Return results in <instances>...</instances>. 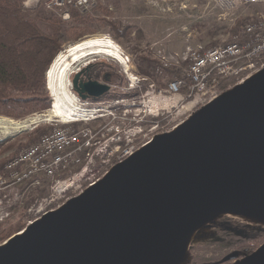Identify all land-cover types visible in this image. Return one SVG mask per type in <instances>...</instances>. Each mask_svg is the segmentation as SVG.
Returning <instances> with one entry per match:
<instances>
[{
    "label": "water",
    "instance_id": "water-1",
    "mask_svg": "<svg viewBox=\"0 0 264 264\" xmlns=\"http://www.w3.org/2000/svg\"><path fill=\"white\" fill-rule=\"evenodd\" d=\"M86 69L74 90L109 93ZM224 214L264 222V68L13 233L0 264H181L194 233ZM232 264H264V244Z\"/></svg>",
    "mask_w": 264,
    "mask_h": 264
},
{
    "label": "built area",
    "instance_id": "built-area-1",
    "mask_svg": "<svg viewBox=\"0 0 264 264\" xmlns=\"http://www.w3.org/2000/svg\"><path fill=\"white\" fill-rule=\"evenodd\" d=\"M206 1L221 10L225 18L231 15V20L236 19L235 13L242 7L257 9L229 41L210 47L189 42L181 51L157 48L158 73L181 68L165 87L158 88L152 82L145 88L146 77L128 76L129 85L110 82L109 91L126 88L127 91L121 89L126 95L92 99L82 98L71 86L87 115L54 120L60 124L6 161L0 172V191L5 197L12 193L22 198L30 188H49V193L29 208L28 223L96 184L156 134L172 130L195 109L264 68V0ZM38 3L69 19V8L87 11L97 0H23L24 6ZM121 50L130 62L129 54ZM174 96H178L177 102L166 106L153 102ZM45 114L40 113L38 118ZM91 122L95 124L82 125Z\"/></svg>",
    "mask_w": 264,
    "mask_h": 264
},
{
    "label": "rangeland",
    "instance_id": "rangeland-1",
    "mask_svg": "<svg viewBox=\"0 0 264 264\" xmlns=\"http://www.w3.org/2000/svg\"><path fill=\"white\" fill-rule=\"evenodd\" d=\"M154 1L157 4L152 0H117L116 4L118 5L113 3L115 6L111 8L110 0H97L96 5L87 11L69 8L71 14L69 19H64L59 11L46 8L43 3L24 6L22 0V7L25 9L26 16L34 19L46 30L52 31L55 26L51 15L61 20L60 24L63 27L62 50L89 36L111 37L130 56L128 74L124 72L123 67L125 66H122L119 61L102 53L92 55L81 65L85 63L89 66L94 63L95 66L92 70L86 69L91 76L95 74L102 76L100 68L118 71L122 75L121 85L123 86L129 85L128 76L146 77L145 88L152 82L156 83L158 88L165 87L168 80L180 72L179 70V72L173 73L170 69L165 70L163 74L157 72L159 67L156 58L157 48L163 47L172 51L184 49L189 42L210 47L223 41H229L236 32L241 30L242 24L248 21L251 14L257 9V6L242 7L235 13L236 19L231 20V15L225 18L221 15V10L212 4L209 5L206 0ZM193 2L196 3L195 6H193ZM73 11L78 13L80 22L74 18ZM49 16L50 18H47ZM139 26L143 30H138ZM143 27L147 31H144ZM81 65L79 62L72 68L77 69L75 71L78 72ZM48 69L45 72L47 89ZM72 77H69L71 81ZM121 89L127 91L126 88ZM121 89L117 88L116 91L123 92ZM48 93L49 96L54 95L50 89H48ZM48 109L21 118L0 114V116L19 121L26 120L25 127L14 129L9 134L0 132V141L5 142L0 150V162L7 161L24 147L34 143L38 137L54 125L60 124L54 121L60 120V117L57 116H52L50 120H47L48 117L45 115L40 116V119L44 120L37 118L40 113L53 115L51 108ZM89 124L82 123V125ZM94 124L92 123V126ZM5 163L0 168V172ZM48 193L47 186L30 188L22 198H17L12 193H7V197H5L4 192L0 191V226L6 229L3 231H10L18 223L27 225L30 217L29 208ZM263 242L264 222L239 215L224 214L194 233L188 245L185 259L181 264H229L232 260L226 261L225 257L234 252L236 248L248 246L254 249Z\"/></svg>",
    "mask_w": 264,
    "mask_h": 264
},
{
    "label": "trees",
    "instance_id": "trees-1",
    "mask_svg": "<svg viewBox=\"0 0 264 264\" xmlns=\"http://www.w3.org/2000/svg\"><path fill=\"white\" fill-rule=\"evenodd\" d=\"M24 10L22 0H0V114L14 118L51 108L52 99L46 87L45 72L63 46L60 19L51 15L55 26L49 31L26 16ZM73 16L80 22L76 11H73ZM93 66L94 63L89 64L87 70H92ZM171 68L173 73L180 70ZM100 73L102 79L121 85L122 75L118 71L100 68ZM117 95L126 94L114 91L104 98ZM89 125L92 126V122ZM4 144L0 141V150ZM5 162H0V168ZM25 226L18 223L8 232L0 226V241Z\"/></svg>",
    "mask_w": 264,
    "mask_h": 264
},
{
    "label": "bare ground",
    "instance_id": "bare-ground-1",
    "mask_svg": "<svg viewBox=\"0 0 264 264\" xmlns=\"http://www.w3.org/2000/svg\"><path fill=\"white\" fill-rule=\"evenodd\" d=\"M97 53L113 57L126 67L127 72L130 71V62L126 60L121 48L111 37L93 35L71 44L67 49L58 53L48 69V89L52 90L54 93L51 106L53 115H47L48 113H46L45 117L51 118L52 116H57L75 118V116L87 115L86 113L88 112H86V108L81 107V103L78 102V96L71 90L72 81L69 77H72V75L76 73L75 70L77 69L74 70V68H72L74 64L80 62L81 65L82 62H86L92 55H96ZM84 65L87 64L84 63L80 68L84 67ZM73 71L75 72L71 73ZM177 100L178 96L171 98L160 97V99H153V102L166 106L170 103L177 102ZM38 119H40V117ZM25 126L26 120L19 121L13 118L0 116V132L9 134L12 130Z\"/></svg>",
    "mask_w": 264,
    "mask_h": 264
},
{
    "label": "flooded vegetation",
    "instance_id": "flooded-vegetation-1",
    "mask_svg": "<svg viewBox=\"0 0 264 264\" xmlns=\"http://www.w3.org/2000/svg\"><path fill=\"white\" fill-rule=\"evenodd\" d=\"M88 75L91 76V74L85 70V71L82 73V79H83V78H88ZM95 77H100V78H102L101 76H97V74H96ZM95 77H93V78H95ZM262 244H264V242H263ZM262 244H260L258 247H260ZM258 247H257V248H254V249L249 248L248 246H246V247H242V248H240V247H239V248H236V249L234 250V252H232L231 254H229V255H234V257L231 258V259H225V260H226V261H227V260H232V262L229 263V264H232V263H234L236 260L241 259L242 257H244V256H246V255L252 253L253 251L257 250ZM229 255H227V256H229ZM227 256H226V257H227ZM226 257H225V258H226Z\"/></svg>",
    "mask_w": 264,
    "mask_h": 264
},
{
    "label": "crops",
    "instance_id": "crops-1",
    "mask_svg": "<svg viewBox=\"0 0 264 264\" xmlns=\"http://www.w3.org/2000/svg\"><path fill=\"white\" fill-rule=\"evenodd\" d=\"M103 1V0H102ZM116 2H117V0H110V7L111 8H113L112 6H115L113 3H115L116 4ZM116 5H118V4H116ZM196 5V3L195 2H193V6H195ZM131 28V27H130ZM144 28V27H143ZM138 30H143V29H141V27L139 26V28H137ZM144 31H147L145 28H144ZM100 36H103V35H100ZM140 36H143V35H140ZM194 44V43H193ZM183 49V48H182ZM172 51H181V49H174V50H172ZM86 67V66H85ZM84 68V67H83ZM85 69V68H84ZM180 70H181V68H179ZM96 76V74L93 76V77H95ZM97 76H99L98 74H97ZM84 79H87V78H84Z\"/></svg>",
    "mask_w": 264,
    "mask_h": 264
}]
</instances>
